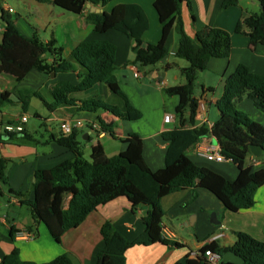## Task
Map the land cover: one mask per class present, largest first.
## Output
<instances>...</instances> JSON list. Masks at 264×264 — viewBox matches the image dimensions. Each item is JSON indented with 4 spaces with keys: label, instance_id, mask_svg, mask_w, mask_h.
<instances>
[{
    "label": "crops",
    "instance_id": "crops-1",
    "mask_svg": "<svg viewBox=\"0 0 264 264\" xmlns=\"http://www.w3.org/2000/svg\"><path fill=\"white\" fill-rule=\"evenodd\" d=\"M223 1L189 0V3L184 2L182 6L185 29L193 38L202 36L206 27L210 26L231 32L233 39L230 56L212 58L207 69L198 75L195 96L200 105L195 127L205 126L210 129L209 124L219 119L217 102L223 94L224 81L239 64L244 63L252 72L264 75V45H254L249 41L248 28L243 29L244 33L235 31L239 21L260 12V2L239 0L237 5L223 8ZM124 3H136L143 7L149 19V28L143 38L145 42H158L162 36V25L154 6L155 0H112L105 6L101 3H87L81 13L66 11L55 5L53 0H0V41L5 28L2 20L4 10L24 36L37 35L43 41L54 37L62 47L65 58H70L73 50L85 40L105 39L113 42L117 46L115 72L120 86L131 103L144 111V121L130 122L109 112L79 111L73 105L50 111L40 97L33 96L29 110L23 113L18 98L20 89L38 91L48 103H52L54 97L51 90L54 83L59 80L79 83L80 74L83 73L81 66L74 62L71 71L56 73L55 76L32 69L17 83L9 74L0 75V90H11L13 99L11 106L0 109V160L6 161L5 175L8 181V184L0 183L4 191V195L0 196V263L5 254L17 247L22 259L28 261L48 262L59 255L68 254L73 264H97L98 255L104 247L101 227L106 221H111L129 240H135L145 230L149 206H133L127 198L120 197L99 206L80 226L67 231L61 241L57 242L43 223L36 224L29 207L21 203L23 199L34 198L33 183L37 169L51 168L71 157L68 149L54 140V137L61 134L60 123L67 119L78 118L88 124L98 121L101 116L107 123L114 124V136L93 130L89 124L79 129L78 140L88 160L93 146L98 143L103 145L107 156L118 155L127 148L124 140L134 132L143 139L144 158L149 167L157 171L165 166L168 143L162 138V132L180 125L175 115L179 97L167 94L165 88L186 82L181 69L187 67L189 62L176 56L179 34L174 28L167 40L168 55L155 66L140 67L137 76L132 70L134 40L118 30L102 34L94 31L93 14L110 12L116 5ZM112 95L105 83H98L72 96L78 100L96 96L108 101ZM238 108L264 125V112L255 106L249 96L242 98ZM22 114L28 116L25 130L33 139L26 138L23 133L10 135L4 131L6 123L15 121ZM166 114L172 115V122H165ZM32 115L42 121L40 124L47 134H39L38 124L30 127ZM56 127L59 132L55 131ZM209 146L219 147L218 139L210 133L200 135L186 149V154L199 166L208 167L231 181L235 180L239 170L231 160L211 161L198 155L199 147ZM263 161V154L257 157L251 153L247 157V165L253 169L261 168ZM10 188L23 193V196H11ZM162 206L166 212L163 219L165 234L182 246L137 244L127 250L126 264H173L212 242L224 247L233 246L238 231L247 232L264 241V186L256 193L255 205L238 212L228 210L205 188H186L170 193L162 199ZM12 230L16 231L14 236L11 235ZM22 230L34 231L36 238H18L16 233ZM220 234L223 235L218 236Z\"/></svg>",
    "mask_w": 264,
    "mask_h": 264
},
{
    "label": "trees",
    "instance_id": "trees-1",
    "mask_svg": "<svg viewBox=\"0 0 264 264\" xmlns=\"http://www.w3.org/2000/svg\"><path fill=\"white\" fill-rule=\"evenodd\" d=\"M112 0H53L60 8L81 13L87 3L107 5ZM259 13H253L239 21L235 31L244 33L248 28L249 41L264 45V0ZM189 0H155L154 6L162 25L161 39L156 43L145 42L143 35L149 28V19L142 6L136 3L116 5L110 12L93 14L94 31L102 34L118 30L134 40V65L155 66L168 55L167 40L175 28L179 34L176 56L189 62L181 69L186 82L165 88L169 95L179 97L175 109L179 126L162 132L168 143L165 166L153 171L144 158V142L138 133H130L124 142L127 148L118 155L107 156L102 144L93 146L90 160L84 157L78 140L79 130L69 135L62 132L54 140L71 153V157L51 168H39L35 172L34 198L23 199L22 204L29 207L36 224L43 223L52 237L60 242L69 230L80 226L90 213L99 206L117 198H127L133 206L146 204L149 211L145 218V230L135 240L127 239L111 221L101 227L104 247L98 255L97 264H126V252L134 245L163 243L181 247L178 241L167 238L163 233V219L166 214L162 199L173 192L186 188H205L211 191L224 206L233 212L248 209L256 203V193L264 186V165L253 169L247 165L251 145L264 149V125L253 120L238 108L244 96H249L255 106L264 112V75L257 74L244 63L225 79L224 91L217 102L220 117L213 127H195L200 102L195 96L200 72L207 69L212 58L230 56L233 47L231 32L219 27H206L199 38L190 36L182 18V6ZM239 0H224L223 8L237 5ZM5 28L0 41V75L9 74L20 82L36 69L48 75L67 73L77 62L83 73L80 81L74 84L59 80L52 87L54 101L48 103L38 91L20 89L18 98L25 113L30 108L33 96L40 97L48 110L54 111L63 106H77L79 111L109 112L122 120H138L143 113L135 107L121 88L116 75L117 46L105 39H88L81 42L70 58H65L63 49L52 37L43 41L37 35L24 36L9 15L2 10ZM169 67V66H168ZM98 83H105L113 94L118 95L123 106L110 103L93 96L78 100L72 95L87 91ZM13 103L11 90H0V109ZM100 132L115 135L114 124L107 123L101 116L97 121ZM189 124V126H186ZM26 138L34 137L22 132ZM212 134L219 141L221 153L238 167L239 173L231 181L222 174L205 166L196 164L186 149L200 135ZM12 135V134H10ZM264 155V152H263ZM5 160H0V183L8 184L5 175ZM264 164V161H263ZM11 196L21 197L23 193L10 188ZM4 191L0 187V196ZM70 197L68 205L67 199ZM14 230L11 235H15ZM233 246L224 247L212 242L205 245L196 256L190 253L173 264H210L206 251L221 256L234 251L244 259L243 264H264V241L251 234L238 231ZM0 264H73L68 254H62L48 262H35L22 259L16 247L1 258Z\"/></svg>",
    "mask_w": 264,
    "mask_h": 264
},
{
    "label": "built area",
    "instance_id": "built-area-1",
    "mask_svg": "<svg viewBox=\"0 0 264 264\" xmlns=\"http://www.w3.org/2000/svg\"><path fill=\"white\" fill-rule=\"evenodd\" d=\"M12 9H10L11 11ZM133 72L138 76L140 72V68L137 65L132 66ZM165 122L170 123L173 121V117L171 114H166L164 117ZM28 122V116L26 114L19 115L15 121H12L10 123H6L4 125V131L7 134H18L22 133L25 130V125ZM89 127H91L93 130L100 131L101 126L97 121H94L92 123H88ZM87 123H85L82 119H67L60 123V129L61 132L64 135L71 134L76 129H81L85 126H88ZM210 128L213 127L214 123H210ZM2 142V138L0 137V144ZM198 155L211 160V161H218L223 162L226 160L225 156L221 153L220 146H209V147H199L197 150ZM163 233L164 226H163ZM223 234H220L218 236H222ZM16 236L21 239H30L33 240L36 238V233L32 230H22L16 233ZM167 237V236H166ZM169 238V237H167ZM170 239V238H169ZM199 251H192L190 254L191 256H196ZM206 256L208 258V261L210 264H222V256L219 253L212 252L211 250L206 251Z\"/></svg>",
    "mask_w": 264,
    "mask_h": 264
},
{
    "label": "water",
    "instance_id": "water-1",
    "mask_svg": "<svg viewBox=\"0 0 264 264\" xmlns=\"http://www.w3.org/2000/svg\"><path fill=\"white\" fill-rule=\"evenodd\" d=\"M55 75L56 73L53 72L52 76H55ZM250 150H251V153L257 157H260L264 152V149L262 146L255 145V144L250 146ZM243 263H244V259L240 255L235 253L234 251H229L222 256V264H243Z\"/></svg>",
    "mask_w": 264,
    "mask_h": 264
},
{
    "label": "rangeland",
    "instance_id": "rangeland-1",
    "mask_svg": "<svg viewBox=\"0 0 264 264\" xmlns=\"http://www.w3.org/2000/svg\"><path fill=\"white\" fill-rule=\"evenodd\" d=\"M259 5L261 7V4H259ZM250 6H253V5H250ZM255 8H256V6H255ZM108 102L113 103V104H118L119 106H121L123 104L122 99L118 95H116V94H113L112 97H110L108 99ZM9 106H11V105L10 104L6 105V107H9ZM140 110L142 111L143 116H144V111L142 109H140ZM143 116H142V118H143ZM142 118H140L138 120H133V121H130V122H138V121H141L142 122V121H144V120H142ZM126 121H129V120H126ZM41 122H42L41 120L35 118V116L32 115L31 121H30V124H31L30 127L32 128V126L34 124H38L39 134H47L45 128L41 126V124H40ZM39 125H40V127H39ZM55 131L56 132L58 131V128L57 127L55 128Z\"/></svg>",
    "mask_w": 264,
    "mask_h": 264
}]
</instances>
